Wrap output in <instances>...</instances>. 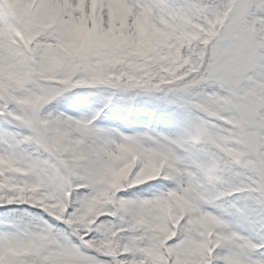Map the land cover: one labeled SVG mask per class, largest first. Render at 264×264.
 I'll return each mask as SVG.
<instances>
[{
    "label": "snow or ice",
    "instance_id": "6c2138e0",
    "mask_svg": "<svg viewBox=\"0 0 264 264\" xmlns=\"http://www.w3.org/2000/svg\"><path fill=\"white\" fill-rule=\"evenodd\" d=\"M0 264H264V0H0Z\"/></svg>",
    "mask_w": 264,
    "mask_h": 264
}]
</instances>
